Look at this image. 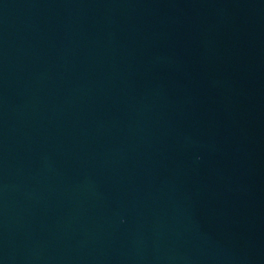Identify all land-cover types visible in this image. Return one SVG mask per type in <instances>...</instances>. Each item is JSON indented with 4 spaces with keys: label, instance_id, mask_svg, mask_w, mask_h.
<instances>
[{
    "label": "water",
    "instance_id": "1",
    "mask_svg": "<svg viewBox=\"0 0 264 264\" xmlns=\"http://www.w3.org/2000/svg\"><path fill=\"white\" fill-rule=\"evenodd\" d=\"M0 264H264V0H0Z\"/></svg>",
    "mask_w": 264,
    "mask_h": 264
}]
</instances>
